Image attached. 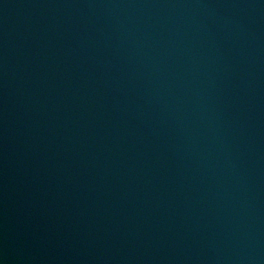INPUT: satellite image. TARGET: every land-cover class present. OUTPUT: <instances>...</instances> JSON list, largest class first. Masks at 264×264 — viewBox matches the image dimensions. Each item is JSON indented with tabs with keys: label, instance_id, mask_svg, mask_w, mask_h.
<instances>
[{
	"label": "water",
	"instance_id": "water-1",
	"mask_svg": "<svg viewBox=\"0 0 264 264\" xmlns=\"http://www.w3.org/2000/svg\"><path fill=\"white\" fill-rule=\"evenodd\" d=\"M0 264H264V0H0Z\"/></svg>",
	"mask_w": 264,
	"mask_h": 264
}]
</instances>
